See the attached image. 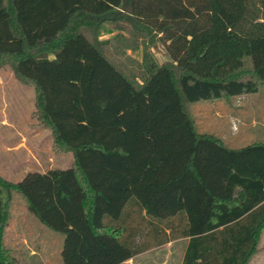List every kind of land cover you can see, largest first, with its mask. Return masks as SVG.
<instances>
[{
  "label": "trees",
  "instance_id": "obj_1",
  "mask_svg": "<svg viewBox=\"0 0 264 264\" xmlns=\"http://www.w3.org/2000/svg\"><path fill=\"white\" fill-rule=\"evenodd\" d=\"M105 24L117 33L102 39ZM141 45L127 68L113 59ZM4 64L34 87V115L73 162L0 176V264H18L3 237L14 191L64 234L63 264H121L180 236L182 264L249 263L264 228V140L234 147L201 132L192 105L264 85V0H0Z\"/></svg>",
  "mask_w": 264,
  "mask_h": 264
},
{
  "label": "rangeland",
  "instance_id": "obj_2",
  "mask_svg": "<svg viewBox=\"0 0 264 264\" xmlns=\"http://www.w3.org/2000/svg\"><path fill=\"white\" fill-rule=\"evenodd\" d=\"M215 21L218 22L216 19ZM116 33L111 25L105 24L100 37L107 39ZM149 49L159 63L169 60L162 43L150 45ZM112 56L114 60L128 67L131 59H142L143 46L126 50L122 56L114 53ZM35 96L34 87L20 80L10 64L0 67V176L10 182L20 181L32 170L44 172L49 168H68L73 162V153L59 150L54 145L51 130L44 127L34 115ZM224 103L227 105L223 100L192 105L199 131L223 135L228 139V144L234 147L264 138V85L257 93L247 95L245 103L243 99L235 100L237 106H241L235 108L236 118L223 115ZM216 110H219L222 116H219ZM135 199L137 200L133 197L130 204L134 203ZM138 220L128 219V223H137ZM141 220H144L141 225L145 227L146 236L152 239L153 225L148 224L147 219ZM3 237L5 245L11 249L18 264H63L64 234L41 223L15 191L12 193L9 222ZM137 238L142 237L138 235ZM35 247H39V254L31 255V248ZM121 264H177V260L175 256L168 260L167 241L152 246Z\"/></svg>",
  "mask_w": 264,
  "mask_h": 264
},
{
  "label": "crops",
  "instance_id": "obj_3",
  "mask_svg": "<svg viewBox=\"0 0 264 264\" xmlns=\"http://www.w3.org/2000/svg\"><path fill=\"white\" fill-rule=\"evenodd\" d=\"M51 55H53V54H51ZM53 57H54V55H53ZM241 99H243V102L245 103L247 96H243V98H241ZM224 104H223V107H224L223 108L224 109L223 115L225 117H234L235 108L238 109L239 107H241L240 105L237 106V104L235 103V100L231 103L227 102V105L226 104L224 105ZM216 113L219 114L220 113L219 110H216ZM219 116H222V115L219 114ZM234 118H236V117H234ZM218 135H220V134H218ZM220 136H222L228 142V139L225 136H223V135H220ZM262 140H264V138H262ZM41 171H43V170H41ZM136 207L138 208V205L136 204V206H135V203H134V205L132 206V209H131L132 210L131 214L133 217L137 214L136 213V211H137ZM189 241H190L189 236H180V237L173 238L170 241H168V260H171L175 256V258L177 260V264H182L184 257H185L187 246L189 244ZM26 246L28 248H30L28 245H26ZM37 253L39 254V247L31 248V253H30L31 255H35ZM142 253H144V252H142ZM248 264H264V228H263L261 235H260V240H259L258 245H257V250L250 257Z\"/></svg>",
  "mask_w": 264,
  "mask_h": 264
},
{
  "label": "water",
  "instance_id": "obj_4",
  "mask_svg": "<svg viewBox=\"0 0 264 264\" xmlns=\"http://www.w3.org/2000/svg\"><path fill=\"white\" fill-rule=\"evenodd\" d=\"M157 46V44L155 45V47ZM169 56V55H168Z\"/></svg>",
  "mask_w": 264,
  "mask_h": 264
}]
</instances>
